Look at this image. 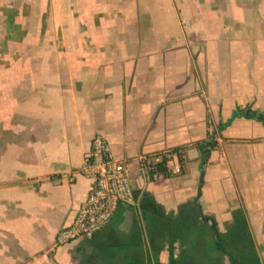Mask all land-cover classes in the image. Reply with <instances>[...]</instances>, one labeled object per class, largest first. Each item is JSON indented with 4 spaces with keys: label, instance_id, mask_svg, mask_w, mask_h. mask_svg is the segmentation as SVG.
Segmentation results:
<instances>
[{
    "label": "crops",
    "instance_id": "1",
    "mask_svg": "<svg viewBox=\"0 0 264 264\" xmlns=\"http://www.w3.org/2000/svg\"><path fill=\"white\" fill-rule=\"evenodd\" d=\"M95 134L135 204L56 246ZM0 264H264V0H0Z\"/></svg>",
    "mask_w": 264,
    "mask_h": 264
},
{
    "label": "built area",
    "instance_id": "2",
    "mask_svg": "<svg viewBox=\"0 0 264 264\" xmlns=\"http://www.w3.org/2000/svg\"><path fill=\"white\" fill-rule=\"evenodd\" d=\"M210 136L213 129L210 126ZM156 160H144L145 172L153 170ZM80 173L92 184L80 204L71 224L62 227L55 237V245L63 246L80 239H89L113 218L119 205L135 204L129 183L128 165L117 161L106 138L95 134L85 155Z\"/></svg>",
    "mask_w": 264,
    "mask_h": 264
},
{
    "label": "trees",
    "instance_id": "3",
    "mask_svg": "<svg viewBox=\"0 0 264 264\" xmlns=\"http://www.w3.org/2000/svg\"><path fill=\"white\" fill-rule=\"evenodd\" d=\"M236 115L234 114L233 117ZM211 138V137H210ZM215 147V144L213 142H209L205 148V156L208 155V153ZM166 159L163 158L160 162L155 163L152 165L153 170L147 172V175L150 180L154 179L155 177H169L171 176V172L167 170L166 166ZM184 172V162L181 156H179V170L177 173H183Z\"/></svg>",
    "mask_w": 264,
    "mask_h": 264
}]
</instances>
